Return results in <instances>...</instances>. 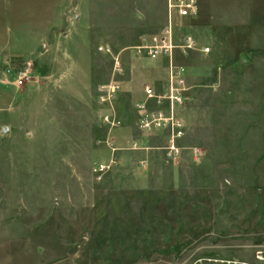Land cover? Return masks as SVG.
<instances>
[{
    "label": "rangeland",
    "instance_id": "obj_1",
    "mask_svg": "<svg viewBox=\"0 0 264 264\" xmlns=\"http://www.w3.org/2000/svg\"><path fill=\"white\" fill-rule=\"evenodd\" d=\"M39 1L0 0V264L254 262L264 251V31L234 28L232 22L249 20L236 14L246 0H200L195 16L173 14L176 42L189 35L198 43L197 51L173 56L186 69L190 100L175 160L157 149L143 156L132 147L115 149L107 133L120 126L101 122L112 110L131 116L132 104L120 93L113 107L100 101L113 59L123 66L164 24L93 32L101 39L96 47L107 44L111 54L93 58L89 102L78 103L72 92L40 99L27 90L37 73L64 70L69 80L75 69L63 66L61 50L60 58H40L47 50L34 46L37 32L7 29L10 15ZM157 4L141 0L122 10L128 18L157 13ZM15 38L23 45L9 46ZM24 62L32 83L18 88L8 70ZM162 145L158 138L151 147ZM105 151L118 154L107 160ZM97 164L109 166L100 179L92 175Z\"/></svg>",
    "mask_w": 264,
    "mask_h": 264
},
{
    "label": "crops",
    "instance_id": "obj_2",
    "mask_svg": "<svg viewBox=\"0 0 264 264\" xmlns=\"http://www.w3.org/2000/svg\"><path fill=\"white\" fill-rule=\"evenodd\" d=\"M157 1V13H150L145 9L137 13L130 12L129 14L132 16L128 18L124 17L125 12L122 9L126 5L131 8L140 7L141 0H40L31 9L26 5V9L22 10L21 14L10 15L8 30L37 32L32 34L35 36L34 46L43 47L47 50H43L39 54L40 58H60L59 50H61L64 58L62 61L63 66L68 64L69 68L75 69L74 78L72 77L69 80L64 78L66 76L64 70L60 71V76L56 70L49 73L48 76H40L37 73L35 85L28 88V92L39 94L41 96L40 99L42 97L50 99L56 93L57 95L60 93L70 95L69 93L72 92L74 95L76 94L75 97L78 99V103L89 102L88 96L94 87L92 79L93 58L99 57L98 52L108 55L103 51H99V48H110L107 44L97 48L96 46L101 39L98 40L97 37H94L93 32L122 30L127 28L125 25H139L135 26V28L129 27L133 29H150L147 26L150 23L154 25L164 24L165 27L160 28V31L165 30L168 26L172 27L173 14L177 15V13L169 9L170 0ZM147 5L149 4H145V7ZM244 5V12L238 11L236 14L243 13L249 17V20L232 22L235 26L234 28L239 29L242 26L247 29L245 31H264V22L262 20L255 23L251 19L253 18L252 16L257 14L264 16V0H246ZM234 6L242 7L243 5L242 3H235ZM255 39L257 40V38ZM22 45L23 43L19 42L18 38H15L14 42L9 44L11 47ZM73 45L80 47V51L76 54L67 51V47ZM50 47L54 49L49 51L47 48ZM74 58H82L81 61L84 66L82 67L77 59ZM168 63L167 56H159L152 59L137 52H131L125 56L122 66L123 73L117 78V81L120 84L119 97L129 100L132 104L131 116L128 117L123 111L118 113L113 110L105 114H113L120 122V127L110 129L107 133L106 140L115 149L123 147L130 149L135 142L142 146H151L153 141L158 140V138L147 139L139 133L137 130V119L140 112L136 110L135 106L145 100L143 91L145 86H151L157 93H161L165 89ZM65 67L67 68L66 65ZM77 70L80 72L79 75H77ZM82 96L86 99H83ZM34 104L36 105V103ZM117 152L105 151L104 155L109 160V158L118 154ZM144 152L147 151H138L137 154L143 156Z\"/></svg>",
    "mask_w": 264,
    "mask_h": 264
},
{
    "label": "built area",
    "instance_id": "obj_3",
    "mask_svg": "<svg viewBox=\"0 0 264 264\" xmlns=\"http://www.w3.org/2000/svg\"><path fill=\"white\" fill-rule=\"evenodd\" d=\"M199 0H170L168 7L177 13L181 18L195 16L198 11ZM143 44L135 48L137 53L144 54L149 58L167 56L168 75L165 89L157 93L151 86L144 87L145 100L138 103L135 108L140 112L137 119V129L140 134L147 139L151 136L161 138L163 145L154 148L149 145L133 144L134 151H149L153 149L161 150L169 160H175L180 156L182 146L181 141L185 137L186 125L182 118L185 106L190 103L187 96L188 87L186 85V69L184 66L175 62L173 58L175 50H180L182 54L198 50L197 41L189 35L184 36L176 42L173 29L168 26L160 34L144 39ZM107 54H111L110 48H99ZM202 53H208L209 48H203ZM13 74L16 87H24L32 83L31 65L24 62L16 70L9 69ZM123 73L122 64L119 58L113 59V79L107 85L100 87V101L102 104L113 107V103L120 93V85L117 78ZM102 123L109 128L120 126V122L113 114L105 115ZM197 155V152L194 153ZM144 164V162H141ZM109 168L108 165L97 164L92 168V175L100 179ZM221 264H264V251L257 252L255 261L252 263L243 261H221Z\"/></svg>",
    "mask_w": 264,
    "mask_h": 264
},
{
    "label": "water",
    "instance_id": "obj_4",
    "mask_svg": "<svg viewBox=\"0 0 264 264\" xmlns=\"http://www.w3.org/2000/svg\"><path fill=\"white\" fill-rule=\"evenodd\" d=\"M6 130H4V132H5Z\"/></svg>",
    "mask_w": 264,
    "mask_h": 264
}]
</instances>
